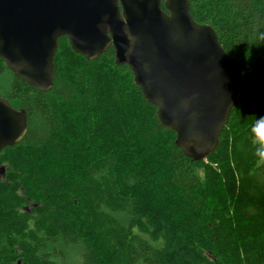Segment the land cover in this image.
I'll return each mask as SVG.
<instances>
[{
  "label": "trees",
  "instance_id": "1",
  "mask_svg": "<svg viewBox=\"0 0 264 264\" xmlns=\"http://www.w3.org/2000/svg\"><path fill=\"white\" fill-rule=\"evenodd\" d=\"M189 1L241 62L243 93L206 160L177 147L113 48L88 61L61 38L48 92L0 60V97L28 117L25 138L0 153V264H264V141L253 132L264 0Z\"/></svg>",
  "mask_w": 264,
  "mask_h": 264
},
{
  "label": "water",
  "instance_id": "2",
  "mask_svg": "<svg viewBox=\"0 0 264 264\" xmlns=\"http://www.w3.org/2000/svg\"><path fill=\"white\" fill-rule=\"evenodd\" d=\"M63 37L88 61L113 48L177 147L196 161L213 154L243 93L241 62L189 0H0V60L30 86L54 87ZM27 132V112L0 97V153Z\"/></svg>",
  "mask_w": 264,
  "mask_h": 264
},
{
  "label": "rangeland",
  "instance_id": "3",
  "mask_svg": "<svg viewBox=\"0 0 264 264\" xmlns=\"http://www.w3.org/2000/svg\"><path fill=\"white\" fill-rule=\"evenodd\" d=\"M124 158H123L124 160H122L120 162L121 166H123V167L130 168V167L133 166V164H136V162H137L134 159V157L133 158L132 157H124ZM63 164L64 163H54V162H49V161L46 162V161H44L41 164H39L38 166L39 167L40 166H44L45 168L52 166V168L61 169L62 170V169H65L67 167V166L65 167V164L64 165ZM5 169H6L5 166H3V167L0 168V177H3V178L5 177V171H6ZM197 175L200 177L201 180H204V172H203V170H197ZM153 196H154V200L158 201L156 195L154 194ZM69 264H79L78 263V260H77V257L74 258L73 261L70 260L69 261Z\"/></svg>",
  "mask_w": 264,
  "mask_h": 264
},
{
  "label": "clouds",
  "instance_id": "4",
  "mask_svg": "<svg viewBox=\"0 0 264 264\" xmlns=\"http://www.w3.org/2000/svg\"><path fill=\"white\" fill-rule=\"evenodd\" d=\"M253 132L258 139L264 141V117H261L257 122V126L253 128Z\"/></svg>",
  "mask_w": 264,
  "mask_h": 264
}]
</instances>
